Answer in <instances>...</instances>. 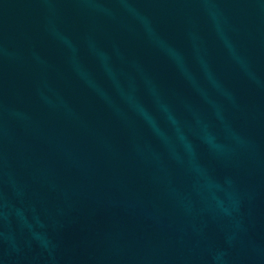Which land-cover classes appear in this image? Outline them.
<instances>
[{
	"label": "water",
	"instance_id": "water-1",
	"mask_svg": "<svg viewBox=\"0 0 264 264\" xmlns=\"http://www.w3.org/2000/svg\"><path fill=\"white\" fill-rule=\"evenodd\" d=\"M0 264H264V0H0Z\"/></svg>",
	"mask_w": 264,
	"mask_h": 264
}]
</instances>
